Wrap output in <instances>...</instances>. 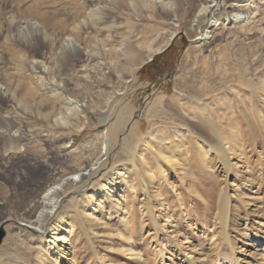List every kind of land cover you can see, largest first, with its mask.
<instances>
[{"label": "bare ground", "instance_id": "6f19581e", "mask_svg": "<svg viewBox=\"0 0 264 264\" xmlns=\"http://www.w3.org/2000/svg\"><path fill=\"white\" fill-rule=\"evenodd\" d=\"M54 1L59 10L67 9L62 18L45 10L44 1L16 0L14 3L13 0H0V38L4 35L6 45L0 51V124L6 121L11 129H17L19 135L16 141H28L24 154L16 157L11 153L6 157L1 150L11 136L7 130L4 134L0 132V175L8 179L16 176L14 188L6 193L0 192V227L5 230L18 228L32 238H29L30 241L36 237L41 242V248L35 255L36 262L45 264L52 257L62 259L61 264H73L77 246L72 241L75 224L71 217L77 214L82 217L89 211L99 214L106 204L115 200V194L120 197L118 190L122 185L130 184L135 159H145L142 148H133L129 135L140 113L132 111L129 106L118 110L119 96L125 94L130 84L136 81L142 66L172 44L186 13L181 5L184 0ZM199 1L198 16L187 27V36L192 40V50L197 49L193 58L200 69L191 70L190 78L187 75L175 83L179 91L177 99L187 100L189 105L186 111L182 105V113L176 116L178 124L173 125L176 131L173 136L178 138L182 130H190L193 124H199L197 127L204 130L216 126L212 124L215 120L203 121L200 115L197 116L200 120H197L196 114L200 112L204 116L216 109L212 113L214 116L221 108L227 114L245 107L250 114L248 120L263 112V108L255 106V92L258 90L264 94V61L259 58L262 52H256L253 46L236 44L232 38L237 39L240 32H229L228 35H234L226 45L218 46L203 62L199 58L206 42H210L209 47L213 44L214 36L210 37L211 32L206 29L209 27L208 30L215 32L224 29L227 21L229 28L246 19L250 8L244 4L248 0ZM101 2L112 6L115 11L103 10L106 11L105 16L92 24L86 11ZM69 21L78 23L83 32H75V39L66 46L61 35ZM22 24L30 35L28 42L19 36L24 31ZM69 47L76 52V57L68 53ZM41 48L46 49L50 57L47 58V70H43V76L38 77L37 88H34L29 84L31 77L24 72L29 60L41 55ZM10 62L19 63L17 71L5 69ZM201 67L208 72L205 75L207 83L204 87H197L196 79L203 73ZM38 69L41 68L36 66ZM91 71H95L94 75ZM212 71L213 75L210 74ZM241 90L247 92V97L241 96ZM64 91L68 92L70 99L65 98ZM152 103L154 108L150 113L161 115L160 107L166 101L160 99ZM149 105L148 100L146 108ZM111 107L116 114L115 120L106 133L97 138L99 147L106 145L105 153L100 149L94 158H89L83 150L77 154L66 149L68 137L89 126L88 110L103 114ZM228 119L232 122L231 116ZM152 121H148L147 136L137 137L133 140L134 144L153 147L159 142L156 123ZM106 122L105 119L100 120V124ZM34 123L37 125L34 126ZM116 149L120 151L114 162L112 158ZM156 152L160 156L162 147ZM181 155L169 150L164 159L170 166H176ZM19 160L24 164H20ZM35 168L44 170L43 178H38L40 181L19 194L18 180L25 182V174ZM149 171L144 172L149 175ZM69 177L78 178L79 183ZM19 220L29 224L18 225ZM86 223L84 221L80 226L84 232L92 228ZM48 227L54 230L49 236ZM125 239L131 241L132 238ZM28 250H20L17 236L10 234L1 249L0 264H31Z\"/></svg>", "mask_w": 264, "mask_h": 264}, {"label": "rangeland", "instance_id": "374dc122", "mask_svg": "<svg viewBox=\"0 0 264 264\" xmlns=\"http://www.w3.org/2000/svg\"><path fill=\"white\" fill-rule=\"evenodd\" d=\"M37 1H44V9L54 12L57 18H62L67 12V9L59 10L54 0ZM181 5L186 14L175 40L162 54L142 66L136 81L130 84L125 94L119 96L121 101L118 110L129 106L132 111L140 113L129 135L133 148H142L145 159H135L131 167L133 175L129 178L130 184L122 185L118 190L120 197L115 194V200L106 204L99 214L89 211L82 217L80 214L71 217L75 224L72 241L77 246L73 264H264V94L258 90L255 92V106L263 108L262 114L255 116L257 118L250 117L249 121L250 114L245 107L236 108L234 112L227 114L221 108L218 112L220 115L217 113L212 116L216 112L213 109V112L208 111V115L203 116L200 112L196 117L200 115L203 121L215 120L212 124L216 126L204 130L197 127L199 124H193L190 130L181 131V139L173 136L176 134L173 125L178 124L177 114L182 113V105L185 106V111L189 106L187 100L177 99L179 91L175 83L181 77L188 75L190 78L191 70L200 69L199 63L193 58L197 49L192 50L193 43L187 36V27L197 18L201 4L199 0H184ZM244 5L250 8L246 19L229 28L227 21L224 29L215 32L208 30L209 27L206 29L211 32L210 37L214 36L213 44L209 47L208 41L204 45L206 47L201 49V62L218 46L226 45L234 35H228L229 32L236 30L240 34L237 39L233 37V41L253 46L256 52H262L259 58L264 61V0H248ZM105 9L115 11L105 2L89 8L86 11L89 22L98 23L105 16ZM22 28L24 31L19 36L28 42L31 40L30 35L24 24ZM77 31H81L78 23L67 22L66 29L62 30V43L67 46L75 39L73 34ZM5 46L3 35L0 38V51ZM109 49L108 47L107 50ZM68 53L77 56L71 47ZM49 54L46 49L41 48V55L30 59L26 65L28 68L24 74L31 77L29 84L34 88H37L36 80L43 76V70H47ZM99 63L103 64L101 61ZM36 66L41 69L36 70ZM18 68V62H10L5 69L14 72ZM201 68L203 73H200V79H196L197 87H204L205 82L207 83L208 72L204 67ZM94 73L95 71H91L92 75ZM214 73L216 76L217 72ZM210 74L213 75V71ZM95 75L100 78V75ZM64 92L65 98L70 99L68 92ZM239 93L247 97L245 90ZM80 99L83 101V98ZM160 99L166 103L160 107L161 115L155 116L150 113L154 108L152 102ZM148 100L151 105L146 108ZM87 102L88 105L91 104L90 99ZM113 109L111 107L103 114L88 110L89 126L80 133L69 136L66 149L77 154L83 150L89 158H94V154L99 153L100 149L105 153L106 145L99 147L97 138L102 137L114 122L116 114ZM3 115L2 113L1 116ZM229 116L232 122L229 121ZM206 117L209 119L205 120ZM101 119L107 120L106 124H100ZM151 120L156 123L159 142L153 147L134 144L133 140L137 137L147 136ZM33 125L36 126L37 123ZM6 130L11 137L5 142L6 146L2 147L1 154L6 157L11 153L16 157L21 156L25 153L28 141H16L19 135L17 129H11L5 121L3 125L0 124V132L4 134ZM160 147L163 153L159 156L156 149ZM169 150L183 154L179 156L176 166H170L164 159ZM119 151L114 150V162L118 159ZM19 161L24 164L22 160ZM147 169L151 175L144 172ZM44 174L43 169L30 170L25 174V182H17L19 194L35 185ZM69 178L79 183L78 178ZM15 179V175L9 179L0 175V192L6 193L14 188ZM84 221L92 227L91 230L82 231L80 226ZM28 224L26 221H18V225ZM53 233L54 230L51 231L48 227V236ZM10 234L17 236L20 250L29 248L31 264L41 263L35 259L41 242L36 237L33 242L30 241L32 238L27 233L25 236L18 228L6 229L0 252ZM126 237H131V241H127ZM61 263L62 259L55 260L52 257L45 262Z\"/></svg>", "mask_w": 264, "mask_h": 264}, {"label": "water", "instance_id": "95a60500", "mask_svg": "<svg viewBox=\"0 0 264 264\" xmlns=\"http://www.w3.org/2000/svg\"><path fill=\"white\" fill-rule=\"evenodd\" d=\"M5 236H6V230L4 228L0 227V246H1Z\"/></svg>", "mask_w": 264, "mask_h": 264}]
</instances>
